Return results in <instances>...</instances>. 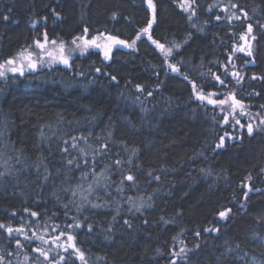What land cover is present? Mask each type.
Here are the masks:
<instances>
[{
	"label": "trees",
	"instance_id": "obj_1",
	"mask_svg": "<svg viewBox=\"0 0 264 264\" xmlns=\"http://www.w3.org/2000/svg\"><path fill=\"white\" fill-rule=\"evenodd\" d=\"M153 3L150 34L172 47L167 63L147 34H141L135 48L113 46L107 61L93 49L71 57L69 66L6 71L0 77V222L23 224L27 235L35 231L49 240L48 245L29 243L0 229L4 264H48L43 257L37 261L39 254L32 251L37 246L51 248L50 259L64 255L68 264H82L72 249L64 252L52 243L61 231L74 235L87 264H172V253L181 247L191 251L177 258L179 264H242L239 256L246 253L264 258V247L250 239L254 231L264 234V128L249 135L246 127L221 123V108L198 100L190 83L203 85L205 94L222 93L219 99L235 88L250 114L239 116L243 124L258 122L257 113L264 117V80L251 79L264 76V0H196L191 20L181 0ZM209 5L215 7L209 10ZM233 12L241 19L229 22ZM152 16L145 0H0V63L14 59L45 32L48 39L66 43L88 27L89 36L104 33L130 43ZM249 23L253 56L236 53L235 63H255L242 69L246 78L241 85L229 78L228 87L220 88L209 70L224 78L227 53L234 42L242 43L239 36ZM6 128L21 156L5 149ZM226 133L236 138L226 137L217 149ZM127 174L135 176V184H121ZM246 184L259 191L245 201ZM129 197L143 202L140 211ZM226 209L231 214L221 220L218 213ZM31 211L39 216L31 217ZM161 217L174 222L165 224ZM73 218L81 227L67 229ZM54 225L59 230L52 231ZM204 228L219 231L206 233ZM16 238L23 248H16ZM65 241L62 236L57 243Z\"/></svg>",
	"mask_w": 264,
	"mask_h": 264
},
{
	"label": "snow or ice",
	"instance_id": "obj_2",
	"mask_svg": "<svg viewBox=\"0 0 264 264\" xmlns=\"http://www.w3.org/2000/svg\"><path fill=\"white\" fill-rule=\"evenodd\" d=\"M145 2L147 3L148 8L152 10L153 16H152V18H150L147 21V26L140 29V31L137 32L136 38L133 39L130 43L127 41H124V40H120L115 36L108 35L106 37V40L108 41V43L101 45L100 43H98V40L105 39V34L100 33L98 36H93L91 39H88L87 37L89 35V29H88V27H85L83 29L82 34L74 36L72 38L71 44L74 45L75 48H68L67 49L68 54H65L66 53V43L63 40L57 41L56 39H53V40L49 41L48 37H47V32H45L43 34V42L40 39L34 40V44H35L36 48L39 49V56L37 59L33 58L37 54L30 50L32 47L31 45L29 46L28 49H25L23 52L19 53L18 56L20 58H22L24 61H26L27 66L29 68H32V69H35L39 63L43 62L44 56L49 57L50 61H52V62L58 61L60 63H63L64 65L68 66L71 52L78 49L79 52L81 53V55H83L90 48H102L103 49V58L105 61H107L111 58V52H112L113 46L124 45L125 47H128V48H135L136 40L141 38V34H147L148 39L151 41L152 44L155 45V47L157 49H159L160 53L165 57V61L167 63V58L172 55L173 49H172V47H166L165 44L160 43L159 41L154 40L152 38V36L150 34V29L152 28V25L155 21V5L153 3V0H145ZM195 4H196V0H182V3H181V7H183L185 11H188L191 13V15L189 16L190 20L196 15V9L194 7ZM213 7H215V6L209 5V10H211ZM238 7L239 6L237 4H231V8H233V9L238 8ZM239 11L242 13V16L244 19L248 18L247 12H245L242 8H240ZM55 15L57 17H59V13H55ZM115 16H116V13H113V18H115ZM233 18L241 19V16H238L235 12H233L231 16L227 17L229 22H231ZM5 19H7V17H5ZM216 20L217 21L221 20V17L217 16ZM32 23H33V25H35L36 21H33ZM262 27H264V25H262ZM252 32H253V25L249 23L247 25L246 31L241 33L239 36V40L242 41V43H236V42L233 43L231 51L227 53V62L222 65V67L224 69V72H223L224 78L223 79L221 78V75L214 73V72H211V70H209L208 74H210L214 78V82L216 83V85L218 87L227 88L228 85L226 83V80L229 78H231L234 81L235 85L239 86L242 84V82L246 78V75L242 69L245 66H247L249 63L254 64L255 60L254 59L251 61L245 60L244 65H241L238 67L235 63V59H236V53H244L247 57L253 56V49H252L251 40H255V36L252 35ZM248 37H251V40H249ZM48 45H52V49H49ZM174 47L179 48L180 45L175 44ZM57 53H58V55H57ZM16 64H17V60L13 59V58H9L6 61H4L3 63H0V77H4L6 74V71H11L14 73L20 72L21 74H23V66L16 67L15 66ZM229 66H230L231 70H229ZM168 68L172 72H179V68L175 64L168 63ZM96 71L99 72L100 69L97 68ZM80 75H82V73H80ZM111 79L113 81H115L116 77L112 76ZM184 79L188 80V76L185 75ZM251 79H253V80H255V79L264 80V76H257L256 74H253ZM190 83L192 86L193 94L195 95V97L198 100H200L202 102L207 101L208 104L218 106L221 108V111L224 112V118L221 121V123L228 124V123L232 122L234 128H236L238 126L240 129H244L246 127L249 135H252L254 133V131H256L260 128H264V117H260L259 113L256 114V117L259 118L258 122H255V121L250 122V123H247V125L241 123L239 116H245V115H250V114L246 111L248 106L245 105L242 102V100L237 98L235 88L231 92H228L227 94H225L224 99H219L218 97L222 93L208 92L207 94H205V92L203 91V87H204L203 85L198 86L195 81H190ZM157 87H159V86L157 85ZM136 88L138 91L143 90V86L139 85V84L136 85ZM256 94L258 95V93H256ZM148 95L150 96V95H152V93L149 92ZM225 106H227V107H225ZM261 109L264 110V105L261 106ZM213 119L215 120V117H213ZM226 137H228L229 139H235L236 138V137L229 136L226 133L225 136H221L219 138V142L215 146L217 149L222 148L224 146V141H225ZM83 138L84 137H81V139H83ZM76 139H77L76 137L72 138L73 141H75ZM72 147L75 148V147H77V145L75 143H73ZM102 147H104V146H102ZM63 151L67 152L68 149L65 148V149H63ZM81 151H83V150L81 149ZM135 154H136V150L133 149L132 155L134 156ZM74 159L75 158L68 160L67 164L72 165L74 163ZM131 160H132V157L130 156L129 157V163H131ZM114 163L117 166H119V165H121L122 161L116 160V161H114ZM77 167H79V165H77ZM201 171L203 172L204 170L201 169ZM3 175H4V173H0V176H3ZM148 175H150V176L152 175L151 171H149ZM85 176H87V173L86 172L82 173V178ZM47 178H48L47 175H45L44 179L46 180ZM154 178L157 181L160 180L159 176H155ZM249 179H251V177H249ZM124 181L132 182L133 184H135L136 178L133 174H127L122 178L121 184H123ZM244 187L247 189L246 191H244L245 201L248 199L251 192H253V191L258 192L259 191V189H255V190L252 189L250 187V185H247V184L244 185ZM91 188H92V186L89 185L88 191H91ZM120 190H122V189H120ZM75 195H76V191H73V196H75ZM82 199L87 201L86 196L82 197ZM129 203L132 204V207L135 208L136 211H140L141 208L144 206L143 202H141L139 204L135 203L133 201V198H131V197H129ZM92 206L93 207H99L100 205L94 204ZM148 206L150 207V205H148ZM245 206L246 205L244 203H242L240 205L241 208H244ZM25 212H29V209H25ZM230 214H231V209H226V210L220 211L218 213L221 220L226 219ZM11 215L15 216L16 212L13 211L11 213ZM30 216L31 217H38L39 213H37L35 211H31ZM73 220H74V223L66 225L67 229L71 230L74 228H80L81 227L80 221L76 220L75 218H73ZM161 220L165 224H169V223L174 222L172 220H166L163 217H161ZM124 223L129 224V222L127 220H125ZM91 227L92 226L89 225V230H91ZM59 228H60L59 225H54V226H52V231L55 232V231L59 230ZM0 229H2L4 232H6L9 236V238H14L13 234L15 233L17 235L24 236V239L29 241V243H32L35 240H39L43 245L49 244L48 239H45L42 234H38L35 231L32 232L31 236L27 235L25 232V228H24L23 224H21V226H19V227H13V226H11V224L6 225V224L0 222ZM44 231L47 232L48 228L45 227ZM183 231H184V229H181V232H183ZM203 231L206 233L207 232H218L219 229L218 228H204ZM62 236H66V241L62 244L57 243L58 241H60V238ZM196 236L197 237L200 236L199 231L196 232ZM174 239H175V237H174ZM74 241H75V237H74V235H72V233L70 231H68V232L61 231L59 236L52 238V243L57 248L62 249L64 252H67L68 249H72L73 252L79 258V260L82 262V264H87L84 252L76 247ZM181 243H183V242L181 241ZM15 245H16V248H18V249L24 247V245L21 243V240L18 238L15 239ZM195 247L198 248L199 245H196ZM32 251L34 253L39 254L37 257V261H39L40 257H43L44 261H47L48 264H68L67 257H65L64 255H60L58 260L50 259L51 252H52L51 248H48L47 250H45L43 247L37 246V247L33 248ZM189 251H191V250L187 249L186 247H181L179 249V252H173L172 253V264H179V261L177 258H185V254ZM8 255L11 256L12 253L9 252ZM28 259H29V257L25 256V260H28ZM0 264H4V257L3 256H0ZM9 264H11V261H9Z\"/></svg>",
	"mask_w": 264,
	"mask_h": 264
},
{
	"label": "rangeland",
	"instance_id": "obj_3",
	"mask_svg": "<svg viewBox=\"0 0 264 264\" xmlns=\"http://www.w3.org/2000/svg\"><path fill=\"white\" fill-rule=\"evenodd\" d=\"M181 2H182V0H181ZM39 21V20H38ZM252 35H253V32H252ZM93 36H89L88 35V39H91ZM37 39H40L42 42H43V38L41 39V38H37ZM248 39L249 40H251V37H248ZM49 41H51V39H48ZM58 41V40H57ZM253 42V40H251V43ZM98 43H100L101 45H104V44H106V43H108V41L106 40V38L105 39H103V40H98ZM32 47H31V51H33L34 53H36L37 55L36 56H34L33 58L34 59H37L38 58V56H39V49H37L36 48V46H35V44H34V42L32 43V44H30ZM29 45V46H30ZM29 46L26 48V49H28L29 48ZM48 47H49V49H52V45H48ZM68 48H75V46L74 45H72L71 44V40H69V41H67L66 42V53L65 54H68L67 53V49ZM100 50L101 52H103V49L102 48H90L86 53H88L89 51H91V50ZM25 50V49H24ZM23 50V51H24ZM22 51V52H23ZM253 52H254V50H253ZM21 53V52H20ZM85 53V54H86ZM57 55H58V53H57ZM75 55H81V53L79 52V50L77 49V50H75V51H73V52H71V54H70V59H71V57H74ZM14 59H16L17 60V64L15 65L16 67H21V66H23V74L25 73V72H28V71H34L35 69H32V68H29L28 66H27V62L26 61H24L22 58H20L18 55L14 58ZM251 60V59H250ZM249 60V61H250ZM61 64H63V63H60V62H58V61H55V62H52V61H50V58L49 57H47V56H44L43 57V62L42 63H39L38 64V66H41V67H45V66H49V67H57V65H61ZM37 66V67H38ZM69 66V65H68ZM10 67V66H9ZM9 72H11V71H9ZM17 73H20V72H11V74H17ZM21 74V73H20ZM245 121H246V119H245ZM247 123H250V122H245V125H247ZM231 128H234L233 127V123H231ZM5 137H4V145H5V149L7 150V151H9V153H10V155L11 156H14V155H16L17 153H19V155L21 156V153L18 151V149H14V147H13V143L11 142V140H10V138H9V136H8V132H7V128H6V130H5ZM245 200V199H244ZM254 234H250L251 235V240H254V241H256L257 243H260L263 247H264V234H262V235H260V234H258V233H256V231H254L253 232ZM243 256H239V259H240V261L242 262V264H264V258H260V257H258V256H255V255H247L246 256V254H242Z\"/></svg>",
	"mask_w": 264,
	"mask_h": 264
},
{
	"label": "bare ground",
	"instance_id": "obj_4",
	"mask_svg": "<svg viewBox=\"0 0 264 264\" xmlns=\"http://www.w3.org/2000/svg\"><path fill=\"white\" fill-rule=\"evenodd\" d=\"M79 3V2H78ZM213 19V18H212ZM23 22V21H22ZM202 22H204V21H202ZM184 27V26H183ZM212 36V35H211ZM207 37V36H206ZM146 41V40H145ZM200 44V43H199ZM181 53V52H180ZM202 53V52H201ZM183 55V54H182ZM199 61V60H198ZM191 62V61H190ZM197 64V63H196ZM59 73V72H58ZM41 76V75H40ZM36 77V76H35ZM58 79V78H57ZM15 81V80H14ZM42 81V80H41ZM36 86V85H35ZM2 103V102H1ZM2 107V106H1ZM12 142V141H11ZM126 145V144H125ZM73 190V189H72ZM151 202V201H150ZM67 203V202H66ZM71 203V202H70ZM69 204V203H68ZM66 206V205H65ZM66 211V210H65ZM42 224V223H41ZM43 229V228H42ZM222 241V240H221ZM220 241V242H221ZM236 250V249H235Z\"/></svg>",
	"mask_w": 264,
	"mask_h": 264
},
{
	"label": "flooded vegetation",
	"instance_id": "obj_5",
	"mask_svg": "<svg viewBox=\"0 0 264 264\" xmlns=\"http://www.w3.org/2000/svg\"><path fill=\"white\" fill-rule=\"evenodd\" d=\"M61 66H66V65H64V64H61ZM246 256H247V253H246Z\"/></svg>",
	"mask_w": 264,
	"mask_h": 264
}]
</instances>
